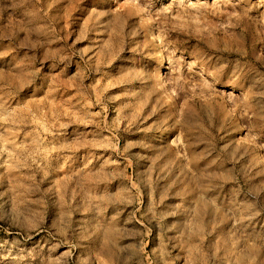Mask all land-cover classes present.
Wrapping results in <instances>:
<instances>
[{"label": "rangeland", "instance_id": "obj_1", "mask_svg": "<svg viewBox=\"0 0 264 264\" xmlns=\"http://www.w3.org/2000/svg\"><path fill=\"white\" fill-rule=\"evenodd\" d=\"M0 264H264V0H0Z\"/></svg>", "mask_w": 264, "mask_h": 264}, {"label": "bare ground", "instance_id": "obj_2", "mask_svg": "<svg viewBox=\"0 0 264 264\" xmlns=\"http://www.w3.org/2000/svg\"><path fill=\"white\" fill-rule=\"evenodd\" d=\"M161 65H162V64H161ZM159 66H160V65H159ZM163 75H164V74L162 73V76H161V77H164ZM160 79H161V78H160Z\"/></svg>", "mask_w": 264, "mask_h": 264}]
</instances>
